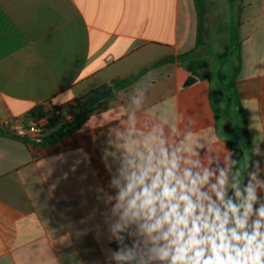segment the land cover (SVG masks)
<instances>
[{
    "label": "crops",
    "instance_id": "crops-1",
    "mask_svg": "<svg viewBox=\"0 0 264 264\" xmlns=\"http://www.w3.org/2000/svg\"><path fill=\"white\" fill-rule=\"evenodd\" d=\"M237 12L236 88L251 157L238 107L217 116L213 108L237 65L230 31L215 77L202 65L198 78L177 60L197 46L195 0H0V123L37 108L73 110L114 81L139 76L113 88L115 97L52 152L33 154L0 136V264H131L151 256L149 240L117 205L132 166L159 146L182 166L211 172L212 183L223 173L229 197L234 185L252 186L254 207L264 206V0H238ZM214 50L205 33L201 58ZM182 71L196 82L187 85ZM125 233L128 246L114 249Z\"/></svg>",
    "mask_w": 264,
    "mask_h": 264
},
{
    "label": "clouds",
    "instance_id": "clouds-1",
    "mask_svg": "<svg viewBox=\"0 0 264 264\" xmlns=\"http://www.w3.org/2000/svg\"><path fill=\"white\" fill-rule=\"evenodd\" d=\"M194 171L159 146L125 177L117 207L160 264H264V206L252 186L227 194L221 173Z\"/></svg>",
    "mask_w": 264,
    "mask_h": 264
},
{
    "label": "trees",
    "instance_id": "trees-1",
    "mask_svg": "<svg viewBox=\"0 0 264 264\" xmlns=\"http://www.w3.org/2000/svg\"><path fill=\"white\" fill-rule=\"evenodd\" d=\"M195 6L199 19L197 46L192 52L179 56L177 60L186 64V69L188 72H190L191 74H193L198 78H201L200 70L203 65V59L201 58L200 55L202 52V46L205 39L204 18L207 14V6L205 0H195ZM230 36H231V40H230L231 54L234 56V54L239 53L237 50L238 38L235 29L230 30ZM174 60L175 58L170 57L165 62H170ZM240 65H241V59H240V55L238 54L237 65L234 70L233 79L229 84H227V86L223 87L219 97L217 98V104H214L213 108L217 116L219 111L223 107H227V108L229 107L235 108L236 106L238 107L241 114L240 122L243 129L244 141H246V147L249 150L251 157L252 148L247 133V122L241 109L240 99L238 97V92L236 88V76L237 73L239 72ZM138 78L139 76H134L127 80H116L112 83V86L115 90H120L131 85ZM107 88L108 87H104L102 88V90H105ZM92 97L93 96L87 98L84 104H80V102H78L77 106L73 108L74 111L73 119L70 122H66L62 124H59L58 120L55 117L51 116V113L53 111L46 113L41 108H37L33 110L25 119L39 120L43 117L51 116L50 125H49L51 132L46 136L45 141L42 144L35 143L34 141L26 137H23L20 141L24 143L27 149L33 154H47L72 142L73 134L80 127L82 121L86 118V116L95 108V107L89 108V104L92 100ZM0 136L15 139V135L12 134L9 131V129L5 128L4 126L0 127ZM232 148L234 149L235 146L232 145ZM234 166H235V158H233L232 160V168H234ZM128 244H129V235L125 233L118 242L113 244V248L122 249L128 246Z\"/></svg>",
    "mask_w": 264,
    "mask_h": 264
},
{
    "label": "rangeland",
    "instance_id": "rangeland-1",
    "mask_svg": "<svg viewBox=\"0 0 264 264\" xmlns=\"http://www.w3.org/2000/svg\"><path fill=\"white\" fill-rule=\"evenodd\" d=\"M209 16L204 18V22L210 27L205 29L206 37H210L215 45V55L203 59V75L215 77V72L220 65V60L228 55V33L235 29L237 25L238 0H205ZM228 29L227 28V26ZM227 66L224 70L225 79L231 77Z\"/></svg>",
    "mask_w": 264,
    "mask_h": 264
},
{
    "label": "built area",
    "instance_id": "built-area-1",
    "mask_svg": "<svg viewBox=\"0 0 264 264\" xmlns=\"http://www.w3.org/2000/svg\"><path fill=\"white\" fill-rule=\"evenodd\" d=\"M52 117L58 120L59 124L70 122L74 117L73 110L56 109L51 113ZM51 116L43 117L39 120L33 119H14L0 123V127L4 126L15 136L21 138L26 137L35 143L42 144L46 136L51 132L49 128ZM131 264H160L159 261L154 260L151 256L142 253L138 259Z\"/></svg>",
    "mask_w": 264,
    "mask_h": 264
},
{
    "label": "water",
    "instance_id": "water-1",
    "mask_svg": "<svg viewBox=\"0 0 264 264\" xmlns=\"http://www.w3.org/2000/svg\"><path fill=\"white\" fill-rule=\"evenodd\" d=\"M182 76L187 78V85L196 82V78L185 71H182ZM114 97H115V94H114L113 88L108 87L107 89L102 90L98 94H96V96L91 100L89 104V108H94L101 102L108 100V99H112ZM15 139L20 141L22 138L20 136H15Z\"/></svg>",
    "mask_w": 264,
    "mask_h": 264
}]
</instances>
